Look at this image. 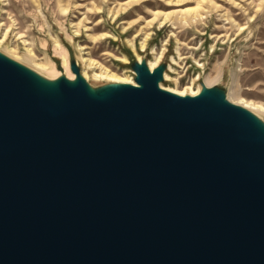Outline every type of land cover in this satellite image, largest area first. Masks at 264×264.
<instances>
[{"label": "water", "instance_id": "95a60500", "mask_svg": "<svg viewBox=\"0 0 264 264\" xmlns=\"http://www.w3.org/2000/svg\"><path fill=\"white\" fill-rule=\"evenodd\" d=\"M139 74L97 99L0 58V264H264L263 129Z\"/></svg>", "mask_w": 264, "mask_h": 264}, {"label": "rangeland", "instance_id": "374dc122", "mask_svg": "<svg viewBox=\"0 0 264 264\" xmlns=\"http://www.w3.org/2000/svg\"><path fill=\"white\" fill-rule=\"evenodd\" d=\"M65 33L79 44L92 72L132 75L130 65L118 60L123 54L132 57L130 43L143 56V64L161 52L166 66L175 55L179 65H173L177 73L170 75L178 82L167 81L166 87L205 88L204 77L221 73L212 91L225 102L238 70L233 88L239 97L264 107V0H0L2 45L21 60L28 55L33 64L17 59L28 67L36 62L47 66L46 56L53 55L51 38L66 40ZM261 119L254 122L264 131V116Z\"/></svg>", "mask_w": 264, "mask_h": 264}, {"label": "bare ground", "instance_id": "6f19581e", "mask_svg": "<svg viewBox=\"0 0 264 264\" xmlns=\"http://www.w3.org/2000/svg\"><path fill=\"white\" fill-rule=\"evenodd\" d=\"M167 13H165L166 15ZM2 25V23H1ZM41 28V27H40ZM110 38L116 39L113 34ZM66 40L62 39L59 36H54L51 38L52 40V54L57 58L53 59V55L46 56L47 60V66H42L41 64L34 63V67H28L27 64H33L30 57L24 56V60H21L22 57L17 56V52L13 51L9 46L5 45L3 46V40H0V48H2V52H0V58L4 59L12 64H15L19 66L24 72L27 73V75L31 78V80L37 85V86H45V87H54L57 86L59 81L61 79H64L67 84L70 86H76L78 83H82L86 89V92L88 95L92 98L97 99H104L101 97H98L96 95L97 90H100L99 92L107 91L110 89H117L118 87H135L139 88L142 86V84L138 83L136 78L140 77L141 73L144 75H152L153 77L150 78L151 80H156V85L158 88L162 91L168 92L172 95H175L180 98H197L202 96L203 90L210 89L212 90L215 86L214 84L220 79L221 73H219L217 76H214L212 79L209 75L204 77V87L201 88L200 86L197 87V89H192L191 86L186 87L184 90L179 91L176 89V87H166L163 85L165 82H173L174 85L178 82V77L171 76L170 74L177 73L175 71V66L173 65H179L178 60L175 59V55L170 57L169 62H167L166 66H164V63L161 64L162 54L160 52L159 56H156L153 61L145 60L142 55L137 53L135 51L134 45L130 44L129 53L131 56L123 54L121 55V58L118 60L129 64L132 69V75L129 76H111L107 74H101L92 72V69L86 65L85 60L83 59V51L81 50L79 44L73 41V36L65 33ZM4 37V36H3ZM121 41V40H120ZM127 41V40H126ZM26 42V41H25ZM129 42V41H128ZM177 44V43H176ZM128 45V46H129ZM142 49L145 48V45H140ZM140 48V47H139ZM119 49V48H118ZM152 49V48H151ZM27 50L25 49V53ZM29 51V50H28ZM150 51V50H149ZM176 54L178 55V58H180V53L178 51V47L175 48ZM242 54V53H241ZM45 55V54H44ZM152 55V54H151ZM31 56V55H30ZM34 58V57H33ZM20 59L25 62V64L21 63L18 60ZM238 59V58H237ZM88 61V58H87ZM239 61V60H237ZM45 62H43L44 64ZM194 63V62H193ZM58 64V65H57ZM238 65V64H237ZM38 67V68H37ZM235 68V67H234ZM237 68V67H236ZM134 70V71H133ZM145 70V71H143ZM235 70V69H234ZM143 71V72H142ZM233 71V70H232ZM240 71V70H239ZM231 74V73H230ZM128 75V74H127ZM205 75V74H204ZM135 76H137L135 78ZM195 76H197L195 74ZM142 78H145L142 77ZM232 85L231 90L225 94L226 102L230 105H236L241 107L243 110H245L255 121H263L261 118L264 116V107L262 105H257L250 103L244 99H241L239 95L236 92V84H237V78H238V70L237 73L232 74ZM195 79H199L198 77H195ZM90 80L94 81H102L101 85L95 86L93 85ZM194 81V80H193ZM40 84V85H39ZM101 86V87H100ZM234 86V88H233ZM44 88V87H43ZM203 89V90H202ZM43 91V90H42ZM46 91V90H44ZM41 92V91H40ZM43 93V92H42ZM105 97V96H104Z\"/></svg>", "mask_w": 264, "mask_h": 264}]
</instances>
